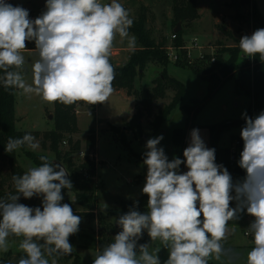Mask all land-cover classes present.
Instances as JSON below:
<instances>
[{
  "label": "clouds",
  "instance_id": "1",
  "mask_svg": "<svg viewBox=\"0 0 264 264\" xmlns=\"http://www.w3.org/2000/svg\"><path fill=\"white\" fill-rule=\"evenodd\" d=\"M45 8L31 19L29 10L0 0L3 86L36 94L46 103L106 102L114 91L115 69L110 62L114 41L119 36L128 39L129 47L135 44L129 34L134 23L129 11L118 0H46ZM29 41H34L38 54L31 64L30 84L23 75ZM239 48L246 57L259 55L264 60V28L242 36ZM244 119L238 164L246 176L236 184L227 168L215 162V149L206 146L199 129L191 131L183 160L168 159L158 147L162 135L148 139L142 189L148 211L132 209L121 215L117 223L122 230L95 255L93 264H161L159 249L150 252L148 244H137L145 230L151 241L158 240L169 250L164 264H209L210 257L220 258L222 241L235 230L229 229V222L245 209L254 218L247 229L253 247L246 264H264V111L255 118L244 113ZM24 145L33 150L39 146L27 133L10 137L5 151ZM39 159V166L12 177L16 194L0 199V251L8 250L10 236L22 237L18 247L25 257L18 264H50L48 257L71 254L69 237L81 223L70 204L61 203L62 189L72 188L67 170L47 156ZM181 164L186 172H178ZM21 195L42 196V210L19 203ZM51 264H57L56 259Z\"/></svg>",
  "mask_w": 264,
  "mask_h": 264
},
{
  "label": "rangeland",
  "instance_id": "2",
  "mask_svg": "<svg viewBox=\"0 0 264 264\" xmlns=\"http://www.w3.org/2000/svg\"><path fill=\"white\" fill-rule=\"evenodd\" d=\"M230 0H200L198 12L200 20L193 24L187 30L184 45L185 54L179 53L181 62L196 64L204 61V58H213L216 50L225 46L234 48L239 45V40L244 35L253 33V23L249 21L246 15L249 9L241 11L243 20L235 17V12L227 8ZM259 14L264 19V0H253ZM109 3L110 0H102ZM130 13L133 21L138 20L141 7H147L150 11L148 15L151 19L148 28L152 30V37L159 40L167 37L168 43L174 34L172 26V0H118ZM227 3V4H226ZM14 6L20 5L29 10L30 18L35 19L45 10L46 0H28L23 2L11 3ZM152 16V17H151ZM178 25V24H177ZM218 27L231 33L232 37L225 36ZM180 31V30H179ZM192 40L197 41V49L193 50L191 56H188V50ZM137 48V44L129 47L128 39H121L117 36L114 41L111 58L116 66H123L127 63V57L132 50ZM26 64L23 69L25 80L30 84L32 80L31 64L38 59L35 50L34 41L27 42V49L24 52ZM227 59L228 57L225 56ZM245 59L244 64L247 63ZM161 69L154 65H149L144 77L137 78L135 81L136 90L149 89L153 86V81L160 76ZM169 77L181 82L185 86V97L182 104L176 108L168 118L165 125L157 133V136H163L158 147H162L169 160L174 158L184 159L183 151L190 143V133L193 129H199L200 135L206 146L209 144V131L207 127L230 122L231 125L222 132L219 139V146L226 148L229 142L236 138L244 127V113L247 114L249 99L240 93H237L235 82L229 81L216 95L209 99L204 108L198 112L193 121L195 127L188 124V114L184 107H190L197 101V105L203 103L208 96L207 84L196 73L189 69L178 67L172 61L167 68ZM171 101V94L166 99L154 104V110L157 112ZM96 104L90 105L85 102L77 107V118L79 119L78 134L72 136L73 142L80 143V152L74 155L76 162H82L85 157L91 156L86 148V140L90 133L97 137L96 154L94 160H98L96 169V181L98 183L97 207H93L89 199L90 194L84 195L81 201L76 194L64 192L62 203H68L73 209V213L81 217L79 231L74 234V242L78 245L76 251L79 256L87 263L93 264L95 255L98 253V218L103 217L111 224H116L119 217L127 212H123L121 203L135 204L143 196L142 192L146 183L147 166L143 164L144 153L148 150L146 142L150 137L144 135L142 139L134 140L132 133L126 132V124L130 121L134 113L135 100L128 98L123 94L116 95L112 93L108 100L97 108ZM96 110V111H95ZM15 113L17 117L22 116L17 125L19 131L47 132L54 127V103H46L36 94H24L22 90L16 92ZM51 116V118H50ZM148 121H144V127ZM112 128L118 129L124 133L129 150L116 139ZM176 130H186L185 145L178 151L175 150L172 143V136ZM146 134H148L146 129ZM33 150L27 148V152L35 155L44 154L50 161L56 163V157L49 151H43L40 144ZM62 150L68 149V144L63 143ZM28 154V153H27ZM19 163L26 172L31 167H36L28 155L19 152ZM188 169L185 164H181L178 172H186ZM70 174V173H69ZM71 177V176H70ZM42 196H39V200ZM95 209V212L89 209ZM132 210V209H131ZM85 212V213H84ZM239 219L229 222L230 231L228 238L222 241L223 252L219 259L214 256L209 258L210 264H246L247 253L252 248V243L244 237L243 230L246 227L244 212L239 214ZM118 224V223H117ZM119 226V225H118ZM146 244L149 245V251L155 252L159 249L158 256L161 264L168 259L169 250L164 248L160 242L151 241L148 233ZM73 236V235H72ZM69 237V241L71 237ZM21 238L9 237V247L6 252L0 251V258L7 253H23L19 250ZM106 246V245H105Z\"/></svg>",
  "mask_w": 264,
  "mask_h": 264
},
{
  "label": "trees",
  "instance_id": "3",
  "mask_svg": "<svg viewBox=\"0 0 264 264\" xmlns=\"http://www.w3.org/2000/svg\"><path fill=\"white\" fill-rule=\"evenodd\" d=\"M8 2L13 3V0H8ZM226 6L235 12V17L239 20L245 19L241 11L248 8L249 13L246 17H249V21L253 23V32L264 28V19L259 14L253 0H230ZM149 11L147 7H141L138 20L134 21L132 27L129 29L130 36L135 37L137 48L129 54L127 63L123 66H116L110 57V62L115 69L114 91H125L128 96L135 100V114L125 126L126 132L132 133L134 140L142 139L144 135L155 138L173 111L182 104L186 93L185 86L167 74V68L172 62L169 58L168 47L171 45L177 51L180 50L179 53L185 54L183 48L185 47L184 39L186 32L193 24L200 20L198 0H172V26L175 29L177 24H180L181 29L173 34L176 36V40L173 42L169 40L168 43L167 37L159 40L152 37L153 32L151 28H148V24L152 19L148 15ZM218 29L225 36L232 37L231 33L225 31L224 28L218 27ZM225 56L228 58L226 59ZM245 59L248 60L246 64H244ZM174 64L193 71L207 84V99L201 104L197 105L198 102L195 101L192 106L184 107L188 114V124L192 121L191 127H195L193 121L198 112L204 108L206 102L216 95L229 81L235 82L237 93L249 99L247 116L255 118L261 111H264V60H261L259 55L250 58L244 55L239 45L234 48L223 46L221 49L216 50L213 58H204V61L196 64H183L181 61ZM149 65L159 67L161 69L160 76L153 81L151 88L136 90V79L144 77L146 68ZM2 75L3 73L0 72V77ZM17 91L15 88L4 87L2 80H0V199L6 200L9 194H16L12 177L25 173L17 160L18 150L28 155L35 166H39L42 163L39 157L44 154L35 155L27 152L26 150L29 148L27 145L11 153L5 151V146L10 137L16 139L30 133L35 137L36 142L40 144L41 149L53 153L56 161L61 163L70 173L72 188L62 189V195L64 192H71L76 194L79 200L83 201L84 195L90 194L91 199L89 201L96 209L98 205L96 200L98 183L96 181V161L93 158L96 152L97 137L94 133H90L86 140V148L93 158L87 156L82 162H76L73 158L74 155L80 152V143L73 142L72 136L79 132L76 109L81 102L72 105H64L59 102L54 103V127L50 131L44 133L18 131L15 114ZM168 94H171V101L156 112L154 104L166 99ZM99 105L100 103L96 104V106ZM144 121H148L145 125L148 134H146ZM229 125H231L230 122H225L207 127L209 131V147L215 149V162L227 169L229 168L228 152L225 148L219 146V139L222 132ZM242 125L245 126V120ZM111 131L114 133L116 139L129 150L124 133H121L116 128H112ZM186 132V130L174 131L172 143L176 151L182 149L185 145ZM63 143L68 144L66 151L61 148ZM179 172L182 173L181 171ZM38 199L39 196L25 199L21 195L18 202L32 208L40 207L42 210V200L38 203ZM147 200L148 197L143 196L135 204L123 202L121 203L122 211L127 212L125 211L126 209H135L141 213H146L148 211ZM234 205L232 201L230 207H234ZM95 209L89 210L95 212ZM98 229V252L105 245L113 242L115 235L122 230L120 226L111 224L103 217L98 218ZM69 242L73 246L72 253L69 255L56 254L53 257H48L50 264L52 259H56L57 264H89L77 253L76 249L78 245L74 242V235ZM146 242L147 235L145 230L137 244L139 246L140 244H146ZM22 257H25L24 253L14 254L9 252L0 258V264H18L19 259Z\"/></svg>",
  "mask_w": 264,
  "mask_h": 264
},
{
  "label": "built area",
  "instance_id": "4",
  "mask_svg": "<svg viewBox=\"0 0 264 264\" xmlns=\"http://www.w3.org/2000/svg\"><path fill=\"white\" fill-rule=\"evenodd\" d=\"M174 40H176V36L172 35L170 42H173ZM197 46H198L197 41L192 40L191 46L187 48L188 56H191L192 51L197 49ZM183 50L185 51L186 48L184 47ZM179 51L180 50L177 51L171 45H169L168 47L169 58L174 63H178L179 61H181V57L179 56ZM225 149L228 152V162H229V168L227 170L232 176L233 183L236 184L238 182H242L246 176V172L244 169L240 168L238 164V161L240 159V153L243 150V140L241 138V135L239 134L236 138L232 139L229 142V145ZM233 195H235L234 192ZM233 202L235 204L234 206L236 207L237 202L235 200H233ZM244 214H245V221L247 224V226L244 228L243 231L244 237L252 242V236L248 234L247 229L254 218L247 214L246 209L244 211Z\"/></svg>",
  "mask_w": 264,
  "mask_h": 264
},
{
  "label": "crops",
  "instance_id": "5",
  "mask_svg": "<svg viewBox=\"0 0 264 264\" xmlns=\"http://www.w3.org/2000/svg\"><path fill=\"white\" fill-rule=\"evenodd\" d=\"M23 2L22 0H13V3H16V2ZM198 3H200V0H198ZM229 3V2H228ZM227 4V3H226ZM198 8H199V4H198ZM199 13V12H198ZM201 13H199V15H200ZM179 31V29H177V27L174 29V33H176V32H178ZM186 38V37H185ZM127 60H128V57L126 58ZM148 68V67H147ZM147 68H146V70H147ZM146 72V71H145ZM145 74V73H144ZM112 93H114V94H116V95H120V94H123L124 96H127L128 98H131L130 96H128L127 95V93L125 92V91H113ZM103 104V103H102ZM101 107V103H100V105L99 106H97V108H100ZM96 108V109H97ZM247 110H248V108H247ZM96 111V110H95ZM16 114V113H15ZM135 114V109H134V113L131 115V118H132V116ZM130 118V119H131ZM16 119H17V123H16V128H17V125L19 124V123H21L20 122V119H22V116H20V117H17L16 116ZM78 122H79V119H78ZM79 128V127H78ZM18 130V129H17ZM19 131V130H18ZM208 147H209V144H208ZM210 148V147H209ZM19 152H21L20 150H18ZM18 151H17V160H18V162H19V156H18ZM23 153V152H22ZM95 157L97 158V154L95 153ZM20 164V163H19ZM21 166V165H20ZM22 167V166H21ZM97 167H98V160L96 159V169H97ZM23 168V167H22ZM23 170H24V168H23ZM41 202V199L39 200L38 199V203H40ZM235 207V206H234ZM233 207V208H234ZM245 223H246V221H245ZM116 225L118 226V224L116 223ZM246 226H247V224H246ZM244 231V230H243ZM250 241V240H249ZM251 242V241H250ZM252 243V242H251ZM252 245V247H253V244H251Z\"/></svg>",
  "mask_w": 264,
  "mask_h": 264
},
{
  "label": "water",
  "instance_id": "6",
  "mask_svg": "<svg viewBox=\"0 0 264 264\" xmlns=\"http://www.w3.org/2000/svg\"><path fill=\"white\" fill-rule=\"evenodd\" d=\"M177 29H181V25L180 24H178L177 25ZM50 118H51V116H50ZM56 164H59V165H61V167H63V168H65L61 163H59V162H56ZM66 169V168H65ZM67 170V169H66ZM67 173H68V175H67V178L70 180V174H69V172L67 171Z\"/></svg>",
  "mask_w": 264,
  "mask_h": 264
}]
</instances>
